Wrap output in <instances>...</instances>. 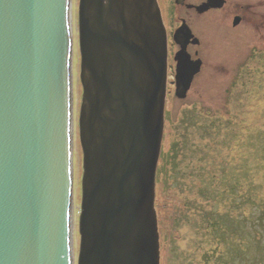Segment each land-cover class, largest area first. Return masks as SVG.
Returning a JSON list of instances; mask_svg holds the SVG:
<instances>
[{
  "label": "water",
  "instance_id": "water-1",
  "mask_svg": "<svg viewBox=\"0 0 264 264\" xmlns=\"http://www.w3.org/2000/svg\"><path fill=\"white\" fill-rule=\"evenodd\" d=\"M69 0H0V264H69ZM77 264H159L166 45L154 0H79ZM177 63L185 97L198 67Z\"/></svg>",
  "mask_w": 264,
  "mask_h": 264
},
{
  "label": "rangeland",
  "instance_id": "rangeland-1",
  "mask_svg": "<svg viewBox=\"0 0 264 264\" xmlns=\"http://www.w3.org/2000/svg\"><path fill=\"white\" fill-rule=\"evenodd\" d=\"M73 1L76 264L82 177L77 116L82 87L79 80V0ZM187 13L192 18V13ZM208 27L204 33L194 27L200 32L201 40L210 42L211 46L204 51L203 57L199 55L204 58L203 66L194 77L187 96L183 99L173 97V89V95H168L171 99L166 106L163 154L159 163L169 177L166 191L158 193L162 264H264V223L261 225L255 220L257 212L251 213L252 219L250 216L246 221L242 215L240 218L230 215L231 208L227 204L233 207L235 201L225 196L226 189L234 191V183L251 184L264 201V67L252 72L258 65H264L262 58L253 56L254 50L264 46L259 41L264 38L250 32L240 37L230 52L221 51L219 44L223 38L227 39V34L216 25ZM171 167L176 170L174 174ZM204 187L208 188V193L204 192ZM209 208H217L227 215L209 216L205 213ZM221 225L223 233L219 229ZM220 242H223L222 248H215Z\"/></svg>",
  "mask_w": 264,
  "mask_h": 264
},
{
  "label": "flooded vegetation",
  "instance_id": "flooded-vegetation-1",
  "mask_svg": "<svg viewBox=\"0 0 264 264\" xmlns=\"http://www.w3.org/2000/svg\"><path fill=\"white\" fill-rule=\"evenodd\" d=\"M157 4L166 32L170 74L175 72L176 57L177 60L186 57L191 61L204 62V58L201 59L199 55L203 57L204 51L211 45L201 40L200 32H196L194 27L203 33L209 25H216L223 30L227 39L221 40V51H231L240 37L250 32L255 37L264 38V0H157ZM187 11L192 13L196 23ZM260 39L264 43V39Z\"/></svg>",
  "mask_w": 264,
  "mask_h": 264
},
{
  "label": "trees",
  "instance_id": "trees-1",
  "mask_svg": "<svg viewBox=\"0 0 264 264\" xmlns=\"http://www.w3.org/2000/svg\"><path fill=\"white\" fill-rule=\"evenodd\" d=\"M171 168L173 170L172 173L174 174L176 172V170L174 167H171ZM157 177H158V182H160L163 185V187H166V182H167L169 177L166 176L165 169L163 170V168L160 167ZM203 189H204L205 193L209 192L208 188L204 187ZM233 189H234V191H231L229 189L225 190L226 191L225 196H229L232 194L236 195L235 198L231 197L235 201V205H234L233 209L231 210L230 215L235 214V217L239 216V218L242 215L243 220L246 221L250 218L251 213H253L255 215V213L257 212L258 215H257L255 220H258L261 223V225H263V223H264V201H262L258 197L256 192L253 190V187L251 186V184L244 185L241 183H234ZM214 191L215 190H212V192H214ZM246 209H249V211H247ZM212 212H214V211H212ZM225 215H227V214L224 213L220 217H223ZM251 219H252V216H251ZM219 229L223 233L224 230L222 229V225L219 227ZM256 233L258 234V232H255V234ZM259 237L260 236H258V239H259ZM219 238H221V235L219 236Z\"/></svg>",
  "mask_w": 264,
  "mask_h": 264
},
{
  "label": "bare ground",
  "instance_id": "bare-ground-1",
  "mask_svg": "<svg viewBox=\"0 0 264 264\" xmlns=\"http://www.w3.org/2000/svg\"><path fill=\"white\" fill-rule=\"evenodd\" d=\"M69 7H70V14H71V10L72 8L74 9V1L73 0H69ZM71 17V15H70ZM70 50H69V59L71 60V75H72V80H71V84H70V88H71V92L69 93V103L71 104V111L72 113H74V98H73V88H74V82H73V75H74V67H75V63L73 60H75L74 54H73V36L71 37V41H70ZM82 98H83V89H82V96H81V103H80V107H79V111L81 110L82 107ZM71 123H72V127L73 130H71V136H72V145H71V156L73 157V151L75 150V123H74V114H72L71 117ZM77 132H78V125H77ZM78 137H79V132H78ZM79 142H80V138H79ZM74 190V188H73ZM73 198H74V191H73ZM76 206H75V201L73 199L72 201V196H71V203H70V224H69V229H70V233H71V241H70V248H72V253H71V258L69 260V264H75V259H74V254H75V248H74V234H73V229H74V220L76 217V213L77 211L75 210ZM78 233H79V218H78Z\"/></svg>",
  "mask_w": 264,
  "mask_h": 264
}]
</instances>
